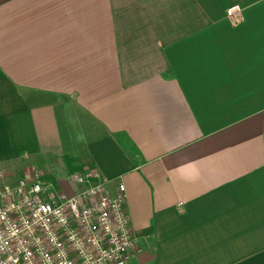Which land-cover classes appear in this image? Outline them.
I'll use <instances>...</instances> for the list:
<instances>
[{
	"label": "crops",
	"instance_id": "0c3cea01",
	"mask_svg": "<svg viewBox=\"0 0 264 264\" xmlns=\"http://www.w3.org/2000/svg\"><path fill=\"white\" fill-rule=\"evenodd\" d=\"M31 171L123 182L127 264H264V0H0V174Z\"/></svg>",
	"mask_w": 264,
	"mask_h": 264
},
{
	"label": "built area",
	"instance_id": "2783aa9c",
	"mask_svg": "<svg viewBox=\"0 0 264 264\" xmlns=\"http://www.w3.org/2000/svg\"><path fill=\"white\" fill-rule=\"evenodd\" d=\"M238 4L226 9L232 24L242 18ZM81 172L72 195L44 184L37 171L13 183L0 174V264H127L138 251L127 210L126 188L114 192L90 183Z\"/></svg>",
	"mask_w": 264,
	"mask_h": 264
},
{
	"label": "rangeland",
	"instance_id": "374dc122",
	"mask_svg": "<svg viewBox=\"0 0 264 264\" xmlns=\"http://www.w3.org/2000/svg\"><path fill=\"white\" fill-rule=\"evenodd\" d=\"M27 173V172H26ZM55 188V187H54Z\"/></svg>",
	"mask_w": 264,
	"mask_h": 264
}]
</instances>
